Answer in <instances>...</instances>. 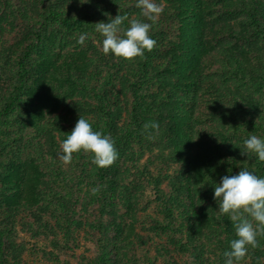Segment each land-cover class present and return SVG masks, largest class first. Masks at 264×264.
<instances>
[{
  "label": "trees",
  "instance_id": "1",
  "mask_svg": "<svg viewBox=\"0 0 264 264\" xmlns=\"http://www.w3.org/2000/svg\"><path fill=\"white\" fill-rule=\"evenodd\" d=\"M155 2L156 46L128 61L95 23L145 20L137 0H0V264H72L79 248L74 264H225L237 237L214 188L264 178L241 155L264 139V0ZM80 116L113 139L111 166L59 159ZM258 240L239 264H264Z\"/></svg>",
  "mask_w": 264,
  "mask_h": 264
},
{
  "label": "clouds",
  "instance_id": "2",
  "mask_svg": "<svg viewBox=\"0 0 264 264\" xmlns=\"http://www.w3.org/2000/svg\"><path fill=\"white\" fill-rule=\"evenodd\" d=\"M86 2V0H85ZM84 3V2H81ZM141 9L145 20L131 19L121 14L109 19V22L95 23V30L103 37L102 51L128 61L145 58V52H151L157 41L150 35L151 29L163 13V5L155 0H137L135 5ZM129 21L128 27H123ZM150 21V22H145ZM87 34H81L77 43L83 45ZM144 132L148 139L159 133L158 122L146 123ZM241 155L254 153L260 162H264V139L251 135L244 140ZM59 159L70 164L74 153L84 151L92 154V163L99 168L111 166L118 159V151L113 139L102 131H94L92 124L80 116L75 127L61 143ZM99 188L91 189L95 195ZM214 199L219 201V211L227 214L233 223L236 239L230 243V251H225V264H239L248 252V246L259 247L258 237L264 236V178L247 168L240 169L236 175H225L214 188Z\"/></svg>",
  "mask_w": 264,
  "mask_h": 264
},
{
  "label": "rangeland",
  "instance_id": "3",
  "mask_svg": "<svg viewBox=\"0 0 264 264\" xmlns=\"http://www.w3.org/2000/svg\"><path fill=\"white\" fill-rule=\"evenodd\" d=\"M80 251H82V248H79L78 250L75 251V254H74L75 257H73V259H71L72 264L75 263V258H76L77 254H78ZM40 262L42 263L43 261L40 260Z\"/></svg>",
  "mask_w": 264,
  "mask_h": 264
}]
</instances>
